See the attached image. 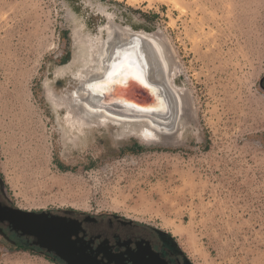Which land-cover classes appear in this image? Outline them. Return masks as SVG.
Segmentation results:
<instances>
[{"label": "rangeland", "instance_id": "rangeland-1", "mask_svg": "<svg viewBox=\"0 0 264 264\" xmlns=\"http://www.w3.org/2000/svg\"><path fill=\"white\" fill-rule=\"evenodd\" d=\"M113 27L163 47L183 103L176 132L88 111L84 84ZM263 78L264 0H0L4 190L25 210L160 228L194 264H264ZM17 92L33 107L35 148L14 139ZM0 264L56 263L0 245Z\"/></svg>", "mask_w": 264, "mask_h": 264}, {"label": "flooded vegetation", "instance_id": "flooded-vegetation-1", "mask_svg": "<svg viewBox=\"0 0 264 264\" xmlns=\"http://www.w3.org/2000/svg\"><path fill=\"white\" fill-rule=\"evenodd\" d=\"M18 208L0 180L4 248L36 252L56 264H194L173 235L149 224L115 214L39 210L25 215L24 231ZM13 212L16 223L9 219Z\"/></svg>", "mask_w": 264, "mask_h": 264}, {"label": "bare ground", "instance_id": "bare-ground-1", "mask_svg": "<svg viewBox=\"0 0 264 264\" xmlns=\"http://www.w3.org/2000/svg\"><path fill=\"white\" fill-rule=\"evenodd\" d=\"M113 29L115 31L111 28L108 38L99 46L95 58L96 65H99L97 73L85 82L90 89L85 97L90 107L88 111L99 113L102 120H105V116L134 121L148 117L159 123L161 130L156 132L159 138L166 136L163 134L176 132L183 103L179 93L174 88L170 90L166 84L171 83L167 76V56L163 47L149 38L147 33L127 29L124 31L129 32L124 35L127 37H119L118 28ZM15 101L11 103L9 111L14 139L25 149L35 148L39 135L33 107L19 92ZM175 123L177 126L171 129Z\"/></svg>", "mask_w": 264, "mask_h": 264}, {"label": "water", "instance_id": "water-1", "mask_svg": "<svg viewBox=\"0 0 264 264\" xmlns=\"http://www.w3.org/2000/svg\"><path fill=\"white\" fill-rule=\"evenodd\" d=\"M84 86H85V89H87V91H89L88 90V87L86 86V84H84ZM89 93V92H88ZM17 212H18V214H19V216H20V218L18 219V227L19 228H21L22 230H24V231H27V228H24L22 225H23V223L25 222V215H31V214H35L36 212L35 211H29V210H23V209H21V208H18V209H15ZM14 213L15 212H13L12 214H11V216H9V219L12 221V222H14V223H16L15 222V218H14ZM35 232H36V230H35Z\"/></svg>", "mask_w": 264, "mask_h": 264}, {"label": "snow or ice", "instance_id": "snow-or-ice-1", "mask_svg": "<svg viewBox=\"0 0 264 264\" xmlns=\"http://www.w3.org/2000/svg\"><path fill=\"white\" fill-rule=\"evenodd\" d=\"M109 75L111 76V73H109ZM141 82H143V81L141 80Z\"/></svg>", "mask_w": 264, "mask_h": 264}, {"label": "trees", "instance_id": "trees-1", "mask_svg": "<svg viewBox=\"0 0 264 264\" xmlns=\"http://www.w3.org/2000/svg\"><path fill=\"white\" fill-rule=\"evenodd\" d=\"M69 57V56H68Z\"/></svg>", "mask_w": 264, "mask_h": 264}]
</instances>
